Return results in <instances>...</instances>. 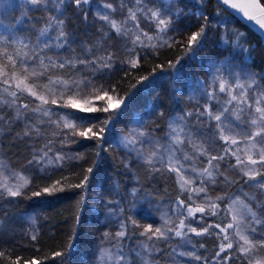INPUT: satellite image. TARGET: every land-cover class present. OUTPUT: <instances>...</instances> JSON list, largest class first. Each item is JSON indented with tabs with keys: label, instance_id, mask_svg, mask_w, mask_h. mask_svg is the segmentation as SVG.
<instances>
[{
	"label": "snow or ice",
	"instance_id": "6c2138e0",
	"mask_svg": "<svg viewBox=\"0 0 264 264\" xmlns=\"http://www.w3.org/2000/svg\"><path fill=\"white\" fill-rule=\"evenodd\" d=\"M0 5L5 13L15 7L12 0H0ZM20 7L22 18L15 24H4L0 20V124L23 122L24 130L17 133L18 139L35 138L45 142L38 148L32 146V158L20 170L0 157V201L14 203L11 198L23 196L25 190L33 186V172L42 174L38 178L51 181L40 191L32 192L33 197L73 188L85 189L92 167L78 184L67 183L65 176L53 179L68 161L84 158L82 154L69 156L56 150L54 145L59 143L63 147L80 137L94 140L97 148L105 144L111 146L107 139L108 126L127 107L125 101L130 99L131 92L117 98L118 93L110 94L116 93L115 86L106 87L98 81L114 75L117 66L121 70L126 67L127 75L138 69L141 60H146L148 55H156L160 49L176 43L181 44L183 55L169 61L167 69L178 74L181 60H194L213 28H221L224 51L229 47L233 51L223 60L207 65L206 79H193L189 99H195L198 94L204 103L197 102L192 111L182 109L170 117L163 137L155 135V128L145 130L146 124L141 118L134 121L138 127L130 128L117 141L116 146L134 155L149 175L174 179L177 195L172 205L160 215V222L154 227L153 224L141 225L132 217L125 218L123 208L111 207L118 202L101 196L100 204L109 221L117 218L118 213L121 215L118 230L102 234L94 264H156V254L176 258L174 264H180L184 257L200 264H264V73L246 67L251 54L240 42L243 34L229 28L227 21L219 20V11L213 14L216 18L213 24L207 14L208 0H100L96 4L93 0H23ZM93 7L89 27L96 23L101 25L96 29L99 39H95L93 45L82 43L83 56H79L72 48L76 37L66 30V13L71 9L87 23ZM216 7L228 10L264 35L261 0H216ZM35 12L42 15H29ZM23 18H27L29 27H23ZM33 20L43 22V26L36 28L31 23ZM191 28L197 30L187 37L186 43L176 39ZM113 36L116 45L109 44ZM229 36L234 39L230 40ZM117 45L124 59L111 51ZM62 51L72 55L66 57ZM97 52L103 54L96 55ZM240 54L245 57L244 64L234 62V57ZM164 67L156 65L132 87L150 83L157 69ZM95 101L105 103L96 107ZM5 108L13 113L11 120L2 115ZM64 109L72 111H62ZM96 112L109 115L99 125L84 128L94 117L81 113ZM228 170L235 173L237 179L229 176ZM234 185L237 192L229 193L227 189ZM217 187L223 194L210 192ZM244 187L255 191L245 192ZM141 191L133 188L130 195L138 199ZM149 196L150 193H145L144 199ZM83 198L82 195L77 201L78 207ZM0 211L6 212L3 204ZM75 220L78 224V214ZM30 224L32 229L25 235L35 242L38 229L34 218L30 219ZM193 236L217 241L210 257L198 255L195 246L191 251L180 250L192 244ZM133 237H136L134 246L128 247L125 241ZM173 239L179 240L175 247L169 243ZM161 244L166 246L167 253ZM198 246L206 247L203 243ZM71 247L69 243L68 250ZM53 255L63 257L65 252ZM3 256L0 252V257ZM20 262L21 258L17 257L11 264ZM23 264H40V261L33 258L24 260Z\"/></svg>",
	"mask_w": 264,
	"mask_h": 264
},
{
	"label": "trees",
	"instance_id": "16d2710c",
	"mask_svg": "<svg viewBox=\"0 0 264 264\" xmlns=\"http://www.w3.org/2000/svg\"><path fill=\"white\" fill-rule=\"evenodd\" d=\"M100 0H93V3H99ZM105 2H112V0H105ZM264 3V0H261ZM15 7L5 13L3 6L0 5V20L4 24L13 23L21 17V5L23 0H12ZM191 7V5H189ZM195 10V9H194ZM95 11L93 7L89 12L88 22H84L76 16L71 9L66 13L67 27L66 30L76 37V43L72 45L75 49L76 55L83 56L80 45L87 43L94 44L96 36V29L101 27L96 23L92 27L89 24L92 22V13ZM219 11V20L227 21V26L238 30L243 35L240 37V42L244 43L251 54V59L246 61V67L256 73H264V41L262 38L249 28L246 24L241 22L238 18L232 15L228 10L221 8L217 9L215 0H208L207 14L212 20L213 24L216 23V18L213 14ZM30 16L40 17L42 13L35 12L29 13ZM15 18V19H14ZM120 17H117L119 19ZM24 19L23 27L30 26L27 18ZM31 23L35 24L36 28L43 26V22H36L33 20ZM21 27V25H17ZM141 27H144L143 23ZM107 31V29H104ZM146 31L148 29H145ZM196 28L188 29L176 39L179 41L187 42V37L191 35ZM151 34V33H150ZM223 29L213 28L208 34L207 42L202 51L194 60L185 58L181 60L180 65L177 66L179 73L167 69L169 61H175L178 57L183 55V48L180 43H176L173 47H165L158 51L156 55H148L146 60H141V66L138 69L128 71L125 67L123 70L117 66L114 69V75H109L98 83L115 86L116 93L111 95L117 98L123 97L125 93L131 92L130 99L125 103L127 107L117 115L113 122L108 126L107 139L110 141L111 146L105 144L97 148L94 140H86L84 138L76 137L74 143L61 145L59 143L54 145L56 150H67L69 156L82 154L81 160H70L65 165L62 172L57 173L53 179H60L61 176L68 177L67 183L78 184L83 179L86 170L89 167L93 168V172L89 177L88 185L85 189L73 188L64 192H59L53 195L42 194L33 197L32 192L40 191L42 187L51 183L49 180L38 178L37 174L33 179V186L26 189L24 195L16 198L14 211H30L33 207L39 208L40 214L36 221V228L38 229V236L35 242L31 241L24 233L12 232L9 235H4L0 238V252L4 253L0 257V264H11V261L17 257L21 258L20 264L24 260H32L33 258L40 261V264H73V259L79 249H84L88 246L92 239L99 232L101 226L99 220L94 215L95 209L98 208L96 200L92 196L93 187L102 183L104 196L109 197L110 200L118 202L117 206L124 209V216L132 217L137 220L141 225L153 224L155 227L160 222V215L172 205L174 198L177 195V186L171 176L160 177L159 175H149L145 168L137 162L134 155L127 154L123 149L117 147V142H114V137L125 135L130 128L134 126V121L143 119L146 124L145 130H152L155 128V135L163 137L167 132V122L174 114H179L181 110L192 111L197 102L203 104L204 100L196 95L195 99H189L192 91V81L195 77L206 79L207 65L216 60H223L230 52L233 51L231 47L228 51H224V45L221 41ZM89 36L93 39H89ZM230 40L234 37L229 36ZM110 45H116L117 41L115 36L109 41ZM107 46V45H106ZM111 51L115 53L120 59H124V53L119 50V46L112 47ZM102 52H97L96 55H102ZM62 55L71 56L72 53L62 51ZM88 58V57H84ZM234 62L245 63L243 54L234 57ZM156 65H164V69H157L155 76L151 77V82L138 84L135 88L132 85L141 76H147ZM179 89L180 91H177ZM29 103L28 100L24 101ZM104 101H96V107H102ZM31 106V105H30ZM62 111H72L71 109H64ZM163 112L164 115L160 116L159 113ZM2 115L9 120L12 119L13 113L10 109L5 108ZM83 116L94 117L89 123L83 125L84 128L91 127L92 125H99L100 121L106 118L109 113L96 112V113H81ZM195 123L194 121L192 122ZM24 130L23 122H13L11 124H0V146L1 157L10 162L13 168L19 170L27 160L32 158V146L37 148L42 146L44 140H34L28 138H17V133ZM96 130L95 128L93 129ZM195 131V128H193ZM114 142V143H113ZM99 152V155H97ZM215 154V153H214ZM125 164L128 167H125ZM202 166V165H201ZM223 168V165H222ZM227 174L233 179H237L235 173L228 170ZM133 188L142 189L137 194L138 199H133L130 195ZM245 192L252 193L255 190L244 187ZM229 193H236L237 186L228 188ZM213 195L223 194L221 188L217 187L215 190L210 189ZM150 193L148 199H144V194ZM83 195V202L79 207L77 201ZM135 204L136 210H133L130 205ZM154 203H161L163 207L162 212L155 214ZM34 208V209H35ZM134 212H133V211ZM78 214L79 223H76L75 217ZM41 215V217H40ZM154 215L157 216L155 219ZM198 224L199 222H195ZM6 230H8L9 223L6 222ZM195 226V225H194ZM130 230H131V226ZM29 228V227H28ZM141 229H136L139 232ZM73 232L75 236L73 237ZM136 237L131 241H125L129 247L134 246ZM71 243V250H68V245ZM173 247L178 243V239H173L169 242ZM199 243L205 244V248H199ZM217 241L214 238H201L192 237V244L187 245L180 250L191 251L193 246L196 247L197 254L202 257H210L216 250ZM161 248H167L164 244L160 245ZM55 252H65L63 257L54 256ZM190 258V257H189ZM188 257L181 260L182 264L189 261ZM156 264H174L175 258L169 259L167 254L161 256L156 254ZM191 259V258H190ZM192 260V259H191ZM193 264H200L199 261L192 260ZM172 262V263H171Z\"/></svg>",
	"mask_w": 264,
	"mask_h": 264
},
{
	"label": "rangeland",
	"instance_id": "374dc122",
	"mask_svg": "<svg viewBox=\"0 0 264 264\" xmlns=\"http://www.w3.org/2000/svg\"><path fill=\"white\" fill-rule=\"evenodd\" d=\"M81 102H83L82 99H81ZM95 103H96V101H95ZM94 106H96V104H94ZM133 127H138V125L134 123ZM120 136H122V135L114 137L115 138V139H113V140H115L114 142H117ZM34 140H36V139L34 138ZM58 151H60V150H58ZM62 151L64 153L68 154L67 150H62ZM0 157H1V146H0ZM35 175H37V173L33 172L32 176H35ZM102 189L104 191L102 183L100 182V184L95 185L93 187V192H92L93 198L96 200L97 204L99 205L98 208L95 209L94 215L96 216L97 220H99L101 228H100L99 232L96 234V236L92 239V242H90L86 248L79 249L77 251V254L75 255V257L73 259V264H94L95 252H96V249H97V246H98L100 240L102 239V234L106 231L114 233L115 231L118 230L117 222H118V217L121 214L118 213L117 218H114L113 220L109 221V219L107 218L106 211L103 209L102 205L100 204V197L102 196L106 200H110V199H109V197H106L103 195ZM11 199H14L15 202L14 203H4L3 201H0V204H3V209L6 210V212L0 211V238L3 237L4 235H9L12 232H16V233H24L25 232L26 233L27 231L32 229V225L30 224V219L34 218L35 221H37L38 216L40 214L39 208H35V207H33L30 211H28V210L14 211V205L16 204L17 201H16V198H11ZM133 204H131L130 207L133 210H136V207H132ZM154 206L156 208L155 214H158V212L163 211L164 206L161 203H157V204L154 203ZM111 207H113L114 209L119 208L117 206V204L111 205ZM122 215L124 216L123 213H122ZM40 217H41V215H40ZM154 217H155V219H157L156 215H154ZM5 220H6V222L9 223L8 230H6V228H5L6 225L3 226V224L5 223ZM125 244L129 247V245L126 242H125ZM180 264H182L181 260H180ZM184 264H193V261L189 258V261L184 263Z\"/></svg>",
	"mask_w": 264,
	"mask_h": 264
},
{
	"label": "water",
	"instance_id": "95a60500",
	"mask_svg": "<svg viewBox=\"0 0 264 264\" xmlns=\"http://www.w3.org/2000/svg\"><path fill=\"white\" fill-rule=\"evenodd\" d=\"M216 1V0H215ZM240 2H243V0H240ZM262 3V2H261ZM231 13V12H230ZM237 18V17H236ZM239 19V18H238ZM240 20V19H239ZM241 21V20H240ZM242 22V21H241ZM244 23V22H243ZM245 24V23H244ZM248 26V25H247ZM249 28H251L250 26H248ZM253 30V29H252ZM254 32H256L261 38L262 40L264 41V35L260 34L259 32L253 30Z\"/></svg>",
	"mask_w": 264,
	"mask_h": 264
}]
</instances>
